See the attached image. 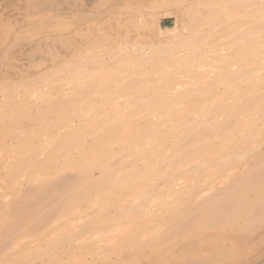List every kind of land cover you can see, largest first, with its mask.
Listing matches in <instances>:
<instances>
[{"label": "rangeland", "instance_id": "obj_1", "mask_svg": "<svg viewBox=\"0 0 264 264\" xmlns=\"http://www.w3.org/2000/svg\"><path fill=\"white\" fill-rule=\"evenodd\" d=\"M232 1L0 0V218L4 222L0 242L5 249L0 251V264H188V261L264 264V217L261 226L250 228L248 225V228L242 219L237 221L231 217L217 223L214 221L216 213L211 211L222 200L215 198L217 191L241 177L264 174V158L258 165L255 161L258 153H264V115L261 114L264 57L260 58L264 56V0ZM139 6L145 8L141 22H124L109 28L113 21L137 13ZM212 26H216L214 30ZM238 29L249 31L246 37L249 49L243 54L249 57L241 63L236 59L227 70L220 69L218 57L227 52V46L232 43L230 34ZM105 33L111 38L104 37ZM113 39H119L123 47L115 60H104L109 67L95 60L90 64L93 61L88 59L95 57L102 46ZM205 42L211 45L206 46ZM197 43L199 45H195ZM200 44H205L206 48ZM193 47L201 51H194ZM248 50L253 51V55ZM81 55L85 59L90 57L83 60ZM252 66L260 69H254L255 72ZM118 68L124 73L120 69L117 72ZM241 72L244 74L240 76ZM204 73L211 78L219 75L214 76L215 79L202 78ZM224 76L229 78L224 79ZM206 84L215 86L208 89ZM175 94L179 95L175 97ZM170 95L175 98L171 106ZM135 98L141 101L137 103ZM250 100L253 102L249 110L238 114L226 130L215 132L210 129L214 125H207L212 118L217 124H223L228 112ZM221 106L223 110L217 111ZM40 114L45 116L40 117ZM150 125L156 128V136L147 131ZM249 132L252 135L246 138ZM112 136H115L113 140ZM188 140L192 141L186 143ZM240 140L246 141L239 150L247 156L230 169L229 163L236 161L229 159L235 152L231 149L232 142ZM71 141L76 142L67 149ZM259 142L262 145L258 146ZM219 143L224 144L220 146L222 150L216 149ZM198 149L212 159L199 173V185L192 172L200 163L199 155L183 162L187 151ZM184 170L187 173L180 176L179 185L169 188L175 175L169 176V183H165L164 177ZM149 173L151 175L146 176ZM106 174L113 176L110 184L80 198L94 179ZM206 174L212 176L213 181L205 184ZM65 178H72L76 183L68 193L74 196L71 212L59 216V212L54 211L50 218L42 216L45 210L39 211L36 197L39 187ZM140 179L144 181L139 182ZM256 191L249 192L250 204L257 201ZM19 218L29 225L28 230L20 231L23 236L12 232ZM187 220L193 223L189 227L185 226ZM43 222L48 224L45 226ZM39 225L38 236L33 235ZM181 226L185 227L180 230ZM246 234L252 237L247 238ZM250 239L254 241L250 243Z\"/></svg>", "mask_w": 264, "mask_h": 264}, {"label": "bare ground", "instance_id": "obj_2", "mask_svg": "<svg viewBox=\"0 0 264 264\" xmlns=\"http://www.w3.org/2000/svg\"><path fill=\"white\" fill-rule=\"evenodd\" d=\"M232 1V0H231ZM234 1H237V0H234ZM239 2H241V1H243V0H238ZM237 1V2H238ZM246 0H244L243 2H245ZM248 1H250V0H248ZM253 0H251V2H252ZM256 1H258V0H256ZM261 1V0H260ZM233 2V1H232ZM231 2V3H232ZM242 2V3H243ZM264 2V1H263ZM139 3H140V1H139ZM202 3V2H201ZM227 3V2H226ZM229 3V2H228ZM259 3V2H258ZM234 4H235V2H234ZM239 4V3H238ZM244 4V3H243ZM242 4V5H243ZM141 5V4H140ZM258 5H260V4H258ZM262 5V4H261ZM205 6V5H204ZM207 6V5H206ZM252 6H254V5H252ZM257 6V5H256ZM255 6V7H256ZM140 7V6H139ZM138 7V9H137V13H132L131 14V16H129L128 18H126V19H122V20H115V21H113L112 23H111V26H109V28H112V27H116V26H119L120 25V23H137V22H141V20H140V16L142 17V12L145 10V8L144 7H140L139 8ZM196 7V6H195ZM257 7H259V6H257ZM261 7V6H260ZM250 8H254V7H251L250 6ZM250 8L248 9V7H247V9L248 10H250ZM206 9V8H205ZM246 9V10H247ZM244 10H245V8H244ZM247 10V11H248ZM254 10V9H253ZM263 10V9H262ZM243 12V11H242ZM246 12V11H245ZM244 12V13H245ZM113 13V12H112ZM142 13V14H141ZM116 14V13H115ZM117 14H118V12H117ZM238 14V18L240 19V17H239V14L240 13H237ZM257 14V13H256ZM241 15H243V13L241 14ZM240 15V16H241ZM254 15V14H253ZM236 16V15H235ZM252 16V15H251ZM114 17V16H113ZM237 17V16H236ZM236 17H233V19L234 20H238V18L237 19H235ZM246 17V16H245ZM250 17V16H249ZM259 18V17H258ZM233 19H232V21H233ZM257 19V18H256ZM110 20H112V19H110ZM230 20V19H229ZM228 20V21H229ZM262 20V19H261ZM260 21V20H259ZM259 21H258V23H259ZM229 22H231V20L229 21ZM256 22V21H255ZM220 23H222V21L220 22ZM263 23V22H262ZM262 23H260L259 25H261ZM224 24V23H223ZM220 26H221V24H219ZM225 25V24H224ZM216 26H218V25H216ZM215 26V27H216ZM200 27V26H199ZM203 27V26H202ZM213 27V26H212ZM212 27H211V29H212ZM215 27H213V29L212 30H214L215 29ZM219 27V26H218ZM264 27V26H263ZM210 29V30H211ZM230 29V28H229ZM246 29V28H245ZM245 29H238L237 31L236 30H232L233 32L230 34V31L229 32H227L228 34H230V36H232V43L229 45V46H227L229 49L227 50V52L226 51H224V52H226V53H224V54H222L219 50L220 49H218V51L219 52H217V51H215V52H217V54L218 53H221L220 55H219V57H218V61L219 62H221V64H220V66H221V68L220 69H226V68H228V66L229 65H233L234 64V62H235V60L237 59V60H239V62L241 63V61H244V59L247 57V55L245 56H243V54H245V51L247 50V49H249V46H248V44L246 43V37H247V34L249 33V31H247L248 33H246V30ZM253 29V28H252ZM245 30V31H244ZM248 30H250L251 31V28L250 29H248ZM193 31V30H192ZM194 32V31H193ZM209 32V31H208ZM252 32H253V30H252ZM255 32V31H254ZM259 32V31H258ZM262 32L263 31H260V35H262ZM256 33V32H255ZM197 34V33H196ZM201 34V33H200ZM199 34V35H200ZM205 34V33H204ZM209 34V33H208ZM258 34V33H257ZM194 36H195V34H193ZM227 35V34H226ZM106 36V38H111V37H108L107 35H106V33H105V35H104V37ZM190 36H191V34H190ZM197 36V35H196ZM263 36V35H262ZM114 37V36H113ZM255 37V36H254ZM191 38H194L193 36L191 37ZM206 38V37H205ZM249 38H252V37H249ZM263 38V37H262ZM189 39V38H188ZM227 39V38H226ZM107 40V39H106ZM190 40V39H189ZM193 40V39H192ZM221 40V39H220ZM257 40V39H256ZM264 40V39H263ZM219 41V40H218ZM225 40H223V42H224ZM227 41V40H226ZM186 42H187V40H186ZM203 42V41H202ZM191 43V42H190ZM199 43H201V42H199ZM215 43V42H214ZM213 43V44H214ZM184 44H186V45H189L188 43H184ZM205 44H206V46L207 45H211V43H206L205 42ZM205 44L204 45H202V44H200V46L202 45V46H205ZM261 44H263V43H261ZM137 45V44H136ZM185 45V46H186ZM190 45H192V44H190ZM189 45V46H190ZM194 45V44H193ZM195 45H199L198 43L197 44H195ZM137 46H139V45H137ZM184 46V47H185ZM201 46V47H202ZM206 46H205V48H206ZM215 46H216V44H215ZM214 46V47H215ZM262 46V45H261ZM123 47V43H121L120 42V40L119 39H113V41L111 42V43H108V44H104V46H102V49L99 51V53L97 54V55H95V57L94 56H91L93 59H91V57H90V59H88V60H90V61H93V62H89L90 64L91 63H94V60H95V62L96 61H100V65H107V62H105L106 61V59H108V60H110V62L114 59L115 60V58H117L118 57V53H119V50H121V48ZM136 47V46H135ZM209 47H211V46H209ZM218 47H220V46H217V48ZM186 48H187V46H186ZM193 48H195V47H193ZM204 48V47H203ZM258 48V47H257ZM260 48V47H259ZM262 48V47H261ZM261 48H260V50H261ZM264 48V47H263ZM188 50H189V48H187ZM209 49H211V48H209ZM253 49V48H252ZM251 49V50H252ZM197 50H199V52L201 51L199 48H195V50L194 51H197ZM206 50V49H205ZM205 50H202V51H205ZM208 50V49H207ZM206 50V51H207ZM213 50V49H212ZM217 50V49H216ZM256 50V49H255ZM255 50H254V52H255ZM193 51V52H194ZM222 51V50H221ZM250 50H248V52H249ZM258 51V49L256 50V52ZM96 52V51H95ZM192 52V55L194 54ZM251 52V54L253 55V51H250ZM195 53H198V52H195ZM204 53H206V52H204ZM209 54H211V53H209ZM256 54V53H255ZM254 54V55H255ZM94 55V54H93ZM120 55V54H119ZM249 55V54H248ZM251 55V56H252ZM81 56H83L82 57V59L85 57L84 55H81ZM259 56H260V53H259ZM77 57V56H76ZM79 57V56H78ZM204 56H202V58H203ZM249 57V56H248ZM247 57V58H248ZM261 57H264V56H260V58ZM80 58V57H79ZM87 59H83V60H87ZM179 59V58H178ZM180 59H182V58H180ZM183 59H185V57L183 58ZM251 59H253V58H251ZM258 59V58H257ZM83 60H81V61H83ZM105 60V61H104ZM179 61H181V60H179ZM253 61H254V59H253ZM75 62H77V61H75ZM104 62L106 63V64H104ZM213 62V61H212ZM238 62V63H239ZM85 63V62H84ZM84 63H83V65H84ZM88 63V64H89ZM67 64V63H66ZM81 64H82V62H81ZM86 64V63H85ZM89 64V65H90ZM237 64V63H236ZM235 64V65H236ZM262 64H263V62H262ZM96 65H97V63H96ZM119 65H121V64H119ZM68 66V65H67ZM71 66V65H70ZM74 66V65H73ZM79 66V65H78ZM77 65H75V67L77 68L78 67ZM82 66V65H81ZM86 66H88L87 64H86ZM86 66H83V67H85L86 68ZM108 66V65H107ZM219 66V67H220ZM259 66H261V65H259ZM69 67V66H68ZM97 68H99V67H101V66H96ZM103 67V66H102ZM105 67V69L107 70V69H109V68H106V66H104ZM109 67V66H108ZM251 67V66H250ZM84 68V69H85ZM122 68H125V67H122ZM122 68L120 69V68H118V71L117 72H119V69L121 70L120 72H123L124 73V71H122ZM245 68V67H244ZM252 68H253V66H252ZM259 70L258 69V67L257 68H253V71H255V70ZM262 69V68H261ZM124 70V69H123ZM227 70V69H226ZM230 70V69H229ZM215 71H217V70H215ZM233 71V70H232ZM236 71V70H235ZM243 71V70H242ZM252 71V70H251ZM252 71V72H253ZM103 72H105V71H103ZM109 72V71H108ZM224 72V71H223ZM228 72V71H227ZM234 72V71H233ZM256 72V71H255ZM95 73V72H94ZM93 73V74H94ZM217 73H218V71H217ZM217 73H216V75H217ZM219 73H222V72H220L219 71ZM235 73V72H234ZM244 73H245V70H244ZM244 73H242L241 72V74H240V76L242 75V74H244ZM114 74V73H113ZM113 74H111L112 76H113ZM115 74H116V72H115ZM222 74H224V73H222ZM247 74H248V72H247ZM102 75V74H101ZM219 75V74H218ZM218 75H217V77H218ZM233 75V74H232ZM232 75H230V77H232ZM244 75H246V73L244 74ZM134 76V75H133ZM214 76H215V74H214ZM214 76H212V78H211V75H208V73H204V74H202L201 75V77L202 78H208V77H210L211 79H215V77ZM222 76V75H221ZM221 76H219V77H221ZM98 77V76H97ZM216 77V78H217ZM130 78V77H129ZM224 79L225 78H227V77H223ZM229 78V77H228ZM227 78V79H228ZM237 78V77H236ZM238 78H239V76H238ZM45 79H46V77H45ZM44 79V80H45ZM110 79V78H109ZM210 79V80H211ZM220 79V78H219ZM224 79H221V81H223ZM226 79V80H227ZM210 80H209V82H210ZM236 80V79H235ZM234 80V81H235ZM247 80H248V78H247ZM247 80H245V81H247ZM106 81V80H105ZM128 81V80H127ZM212 81V80H211ZM214 81V80H213ZM212 81V82H213ZM218 81V80H217ZM225 81V80H224ZM237 81H239L238 79H237ZM262 81V79L260 80V82ZM135 83H137L136 81H134ZM215 82H216V80H215ZM214 82V83H215ZM231 82V81H230ZM233 82V81H232ZM252 82V81H251ZM259 82V81H258ZM258 82H256V83H258ZM129 83V82H128ZM211 83V82H210ZM225 83H226V81H225ZM213 84V83H212ZM234 84V83H233ZM105 85V84H104ZM116 85H117V82H116ZM130 85V84H129ZM252 85H253V83H252ZM107 86V85H106ZM134 86V85H133ZM160 86V85H159ZM206 86H207V84H206ZM209 86H211V84L209 85ZM209 86H207L208 87V89L210 88ZM213 86H215V85H212L211 86V88H214ZM232 86V85H231ZM230 86V87H231ZM239 86V85H238ZM240 86H241V84H240ZM239 86V87H240ZM237 87V86H236ZM235 87V89H237ZM132 88V87H131ZM153 88V87H152ZM205 88V87H204ZM115 89V88H114ZM133 89V88H132ZM234 89V90H235ZM107 90V89H106ZM130 90V89H129ZM151 90V89H150ZM197 90V89H196ZM196 90H194V93H195V91ZM203 90V89H202ZM215 90V89H214ZM225 90V89H224ZM10 92H11V90H9ZM135 91H136V89H135ZM163 91V90H162ZM198 91V90H197ZM197 91H196V93H197ZM208 91V90H207ZM231 91V90H230ZM232 91H233V89H232ZM236 91V90H235ZM234 91V92H235ZM150 92V91H149ZM191 92H193V91H191ZM210 92V91H209ZM222 92V91H221ZM229 92V91H228ZM196 93H195V95H196ZM248 93V92H247ZM12 94V93H11ZM89 94V93H88ZM148 94V93H147ZM164 94V93H163ZM172 94V93H171ZM184 94V93H183ZM189 94V93H188ZM192 94V93H191ZM105 95V94H104ZM107 95H109V94H107ZM114 95V94H113ZM112 95V96H113ZM168 95V94H167ZM172 95H174V94H172ZM176 95H179V94H175V97H177ZM181 95V94H180ZM34 97H35V95H33ZM44 96V95H43ZM111 96V95H110ZM141 96V95H140ZM165 96V95H164ZM184 96V95H183ZM183 96H182V98H183ZM199 96V95H198ZM203 96H205V95H203ZM211 96V95H210ZM209 96V97H210ZM185 97V96H184ZM201 97V96H200ZM12 98V97H11ZM109 98V97H108ZM191 98V97H190ZM196 98V97H195ZM198 98V97H197ZM135 99H137L136 101H137V103H138V101H141V100H139L138 98H135ZM164 99V98H163ZM171 99V100H170ZM175 99V98H174ZM173 99V97L171 98V95H170V98H169V101H171V102H169L170 103V105H169V103H167L169 106H171L172 105V100H174ZM186 99V98H185ZM198 99H201V98H198ZM134 100V99H133ZM143 100H145V101H148V102H150L149 100H147V99H144V97H143ZM142 100V101H143ZM157 100V99H156ZM156 100H155V102H156ZM162 100V99H161ZM179 100V99H178ZM182 100V99H181ZM180 100V101H181ZM188 100V99H187ZM229 100V99H228ZM46 101H49V99L48 100H46ZM130 101V100H129ZM164 101H165V99H164ZM168 101V100H167ZM179 101V102H180ZM200 101H202V100H200ZM225 101V100H224ZM113 102V101H112ZM125 102H127V101H124V103ZM189 102V101H188ZM198 102V101H197ZM236 102H238V101H236ZM246 101H243L242 103H240V104H238L237 105V107L236 108H234L232 111H230V112H228L227 113V120L223 123V124H217V121H216V119H214V120H212V119H210L209 120V122H208V124L207 125H214V126H212V128H210L211 130H213V131H215V132H217V130L219 131V130H226L228 127H230L231 125H232V123L234 122V120L237 118L236 116H238V114H241V113H243L244 112V110H249V106L251 105V103L253 102L252 100H250V101H247L246 103H245ZM56 103V102H55ZM114 103H116L115 101H114ZM153 103V102H152ZM160 103V102H159ZM173 103H175V101L173 102ZM181 103V102H180ZM161 105L162 104H164V103H160ZM176 104H178V102L176 103ZM248 104V105H247ZM144 105V104H143ZM150 106V105H149ZM194 106V105H193ZM132 107V106H131ZM137 107V106H136ZM135 107V108H136ZM140 107V106H139ZM263 108H264V105L262 106ZM133 108V107H132ZM164 108V107H163ZM194 108H196V107H194ZM91 109V108H90ZM119 109V108H118ZM127 109V108H126ZM152 109V108H151ZM188 109H190V108H188ZM193 109V108H192ZM261 109V108H260ZM260 109H259V112H260ZM217 111H222L223 110V108H222V106L221 107H218L217 109H216ZM136 111V109L134 110V112ZM183 111V110H182ZM185 111V110H184ZM187 111V110H186ZM209 111V110H208ZM42 112V111H41ZM114 112H116V111H114ZM256 112V111H255ZM261 114L262 115H264V109L263 110H261ZM40 113V112H39ZM110 113V112H109ZM142 113V112H141ZM190 113V112H189ZM188 113V114H189ZM254 113V112H253ZM108 114V113H107ZM148 114V113H147ZM178 114V113H177ZM185 114V113H184ZM223 114V113H222ZM110 115H111V113H110ZM156 115V114H155ZM158 115V114H157ZM182 115V114H181ZM186 115V114H185ZM42 116H45V114H40V117H42ZM128 116V115H127ZM154 116V115H153ZM221 116V115H220ZM87 117V116H86ZM91 117H93V116H91ZM116 117V116H115ZM114 117V118H115ZM145 117H147V116H145ZM181 117V116H180ZM179 117V118H180ZM184 117H186V116H184ZM83 118V117H82ZM94 118V117H93ZM106 118V117H105ZM104 118V119H105ZM113 118V117H112ZM117 118H118V116H117ZM125 118H126V116H125ZM132 118V117H131ZM187 118V117H186ZM249 118V117H248ZM255 118H256V116H255ZM261 118V117H260ZM263 118V117H262ZM90 119H92V118H90ZM89 119V120H90ZM121 119V118H120ZM130 119V117H128V119H127V121ZM96 120V119H95ZM107 120H111V118L110 119H107ZM260 120V119H259ZM258 120V121H259ZM92 121H93V119H92ZM114 121H116V120H114ZM113 121V122H114ZM123 120L121 119V122H122ZM255 121V120H254ZM257 121V120H256ZM96 122V121H95ZM126 122V121H125ZM170 122V121H169ZM213 122H215V123H213ZM245 122V121H244ZM251 122H253V121H251ZM71 123V122H70ZM100 123V122H99ZM103 123V122H102ZM258 123V122H257ZM46 124H48V123H46ZM187 124V123H186ZM254 124V123H253ZM168 125V124H167ZM247 125H249V124H247ZM255 125V124H254ZM44 126H45V123H44ZM177 126V125H176ZM202 126V125H201ZM246 126V125H245ZM244 126V127H245ZM263 126H264V124H263ZM135 127V126H134ZM241 127V126H240ZM254 127H256V125L254 126ZM254 127L252 128V129H254ZM44 128V127H43ZM198 128H200L199 126H198ZM65 129V128H64ZM68 129V128H67ZM124 129V128H123ZM238 129V128H237ZM242 129V128H241ZM263 129V128H262ZM78 130H79V128H78ZM195 130V129H194ZM147 131L150 133V135L151 136H156L157 134H158V132H156V128L153 126V125H150L148 128H147ZM193 131V130H192ZM200 131V130H199ZM240 131V130H239ZM261 131H263V130H261ZM73 132V131H72ZM79 132V131H78ZM235 132H236V130H235ZM241 132V131H240ZM132 133V132H131ZM168 133V132H167ZM190 133V132H189ZM250 133H252V132H249V136H247L246 138H248V137H250L251 135H250ZM79 134H81V133H79ZM128 134V133H127ZM126 134V135H127ZM184 134H186V133H184ZM232 134V137H234V135H233V133H231ZM237 134H239V132L237 133ZM119 135V134H118ZM248 135V134H247ZM81 136V135H80ZM92 136V135H91ZM127 136H129V135H127ZM131 136V135H130ZM129 136V137H130ZM192 137H193V135H191ZM190 136V137H191ZM203 136V135H202ZM236 136V135H235ZM79 137V136H78ZM114 137L115 136H112V140L114 139ZM117 137V136H116ZM172 137V136H171ZM174 137H176V136H174ZM178 137V136H177ZM253 137V136H252ZM264 137V136H263ZM262 137V138H263ZM120 138V137H119ZM168 138V137H167ZM202 138V137H201ZM204 138V137H203ZM245 138V139H246ZM49 139V138H48ZM166 139V138H165ZM250 139V138H249ZM109 140V139H108ZM161 140H164V137H163V139H161ZM160 140V141H161ZM224 140V139H223ZM46 141V140H45ZM44 141V142H45ZM84 141V140H83ZM190 141H192V140H188L186 143H188V142H190ZM222 141V140H221ZM250 141H252V140H250ZM249 141V142H250ZM257 141V140H256ZM256 141L254 140V142L256 143ZM260 141V140H259ZM75 142L76 141H71V142H68L69 143V146H67V149H70L72 146H74V144H75ZM112 142V141H111ZM110 142V143H111ZM148 142V141H147ZM159 142V141H158ZM158 142H157V144H158ZM223 142V141H222ZM225 142H227V141H225ZM108 143V142H107ZM160 143V142H159ZM186 143H184V144H186ZM43 144V143H42ZM112 144V143H111ZM222 144L223 143H221V145H220V143L217 145L218 147L216 148V149H219V147L220 146H222ZM232 148L231 149H233L235 152L234 153H232V155L229 157V156H227V157H229V159L230 158H234V159H236V161H234L233 163H229L230 165H229V167L228 168H232L233 166H234V164H236V162L237 161H239V160H241L244 156H247L245 153L246 152H240V150L243 148V146L246 144V141H242V140H240V141H237V142H232ZM76 145H78V144H76ZM131 145V144H130ZM195 145V144H194ZM254 145V144H253ZM259 145H262L261 144V142H259L258 143V146ZM71 146V147H70ZM107 146V145H106ZM105 146V147H106ZM109 146V145H108ZM111 146V145H110ZM113 146V145H112ZM111 146V147H112ZM123 146V145H122ZM133 146V145H132ZM141 146V145H140ZM153 146V145H152ZM151 146V147H152ZM192 146V145H191ZM223 146H224V144H223ZM252 146V145H251ZM41 147V146H40ZM39 147V148H40ZM69 147V148H68ZM103 147V146H102ZM134 147V146H133ZM133 147H132V149H133ZM145 146H143L142 148H144ZM149 147V146H148ZM155 147H156V145H155ZM47 148V147H46ZM74 148V147H73ZM109 148V147H108ZM136 148H138V147H136ZM150 148V147H149ZM80 149V148H79ZM86 149V148H85ZM89 149V148H88ZM96 148H94V150H95ZM105 149V148H104ZM106 149H107V147H106ZM109 149H111V148H109ZM113 149V148H112ZM125 149V148H124ZM123 149V150H124ZM220 149H221V147H220ZM219 149V150H220ZM223 149V148H222ZM221 149V150H222ZM240 149V150H239ZM81 150V149H80ZM79 150V151H80ZM99 150V149H98ZM127 150H128V148H127ZM148 150V149H147ZM211 150V149H210ZM215 150V149H214ZM258 150V149H257ZM65 151V150H64ZM88 151V150H87ZM97 151V150H96ZM100 151H101V149H100ZM110 151V150H109ZM140 151V150H139ZM142 151V150H141ZM144 151H146V150H144ZM213 151V150H212ZM228 151H230V150H228ZM73 152H75V151H73ZM78 152V151H77ZM83 152V151H82ZM81 152V153H82ZM89 152H90V150H89ZM99 152V151H98ZM112 152V151H111ZM63 153V152H62ZM211 153V152H210ZM226 153V152H225ZM247 153H249V152H247ZM71 154H72V152H71ZM208 153H202V150H200V149H198V150H189V151H187V153L184 155L185 157L183 158L185 161H183V162H186L187 160H190L192 157H196V156H198L199 155V159H200V163L199 164H196V166L194 167V169L192 170V168H190L191 170H192V172L193 173H195L194 175H195V178H196V181H197V183H198V185L200 184V178H201V174L199 175V173L201 172V170H202V168H205V166L206 165H208L211 161H212V159L211 158H208V155H207ZM218 154H219V151H218ZM97 155H98V153H97ZM230 155V154H229ZM41 156V155H40ZM83 156V155H82ZM212 157V156H211ZM215 157V156H214ZM53 158V157H52ZM62 158H63V156H62ZM69 158V157H68ZM94 158V157H93ZM92 158V159H93ZM96 158V157H95ZM162 158V157H161ZM160 158V159H161ZM225 158H226V156H225ZM262 158H264V153H258L257 154V156L255 157V161H257V165L259 164V162H260V160H262ZM91 159V160H92ZM134 159V158H133ZM221 159V158H220ZM226 159H228V158H226ZM226 159L224 160L223 158L221 159V160H224V161H226ZM157 160V159H156ZM221 160H219V162L221 161ZM58 161V160H57ZM153 161V160H152ZM197 161V160H196ZM199 161V160H198ZM161 162V161H160ZM215 162V161H214ZM218 162V163H219ZM65 163V162H64ZM129 163V162H128ZM127 163V164H128ZM158 163V162H157ZM196 163V162H195ZM198 163V162H197ZM216 163V162H215ZM221 163V162H220ZM225 163V162H224ZM122 164V163H121ZM211 164V163H210ZM223 164V163H222ZM228 164V163H227ZM255 164V163H254ZM57 165V164H56ZM129 165V164H128ZM154 165V164H153ZM195 165V164H194ZM256 165V166H257ZM97 166H99V165H97ZM103 166V165H102ZM142 166V165H141ZM149 166V165H148ZM152 166V165H151ZM220 166H222V165H220ZM82 167H84V166H82ZM94 167V166H93ZM138 168H139V166H137ZM156 167V166H155ZM187 167V166H186ZM55 168V167H54ZM68 168V167H67ZM124 168V167H123ZM148 168V167H147ZM164 168H166V167H164ZM222 168H224V167H222ZM251 168H253L252 166H251ZM251 168H249V169H251ZM99 169H101V168H99ZM106 169V168H105ZM140 169V168H139ZM150 169V168H149ZM221 169V168H220ZM248 169V170H249ZM26 170V169H25ZM69 170V169H68ZM75 170V169H74ZM74 170H72V171H74ZM188 170V169H187ZM187 170H184V171H179V172H173V173H168L165 177H164V180H167L165 183H169L168 181H169V176H171V175H175V178H173L174 179V181H172V183H169L168 184V187L169 188H171V187H174V186H177V185H179V183L177 182L178 181V179H180V176L181 175H183ZM53 171V170H52ZM69 171H71V170H69ZM160 171V170H159ZM226 171V170H225ZM48 172V171H47ZM57 172V171H56ZM117 172V171H116ZM116 172H114V173H116ZM172 172V171H171ZM189 172H191V171H189ZM204 172V171H203ZM45 173V172H44ZM58 173V172H57ZM146 173V172H145ZM187 173V172H186ZM218 173V172H217ZM260 173V172H259ZM151 174H152V171H151ZM150 173L149 174H147L146 176H148V175H151ZM38 175V174H37ZM100 175V174H99ZM153 175V174H152ZM23 176H24V174H23ZM33 176H36V175H33ZM39 176V175H38ZM115 176V175H114ZM145 176V175H144ZM145 176V177H146ZM153 177V176H152ZM247 176H244V177H241V178H239V181H236V182H233L230 186H226V187H224V188H222V189H220L219 191H217L214 195H216L215 196V198H220V199H222L219 203H217L216 204V206L214 207V208H212V213H216V215H215V218H214V221L215 222H217V223H223V221H225V219L226 218H228V217H231L232 219H234V220H239V219H242L243 220V222L248 226H250V228L251 227H255V226H258V225H260L261 223H262V218L264 217V174H262V175H256V176H248L247 178H246ZM32 178V177H31ZM113 176L111 175V174H106L105 176H102V177H100V178H96V179H94V181L92 182V185L87 189V191L86 192H84V194H82L81 196H80V198H84L86 195H88V192H90V191H94V190H101V189H103L104 187L103 186H105L106 184H110L112 181H113ZM129 178V177H128ZM136 178V177H135ZM161 178V177H160ZM194 178V177H193ZM192 178V179H193ZM238 178V177H237ZM244 178H246V179H244ZM34 179V178H33ZM143 179H145V178H143ZM192 179H191V182H192ZM207 179V180H206ZM31 180V179H30ZM29 180V181H30ZM126 180H127V178H126ZM146 180V179H145ZM189 180V179H188ZM205 180L206 181H204V183L206 184V183H208L209 181H213V178H212V176L211 177H209V176H207V174L205 175ZM136 181V180H135ZM140 181H144V180H139V182ZM180 181V180H179ZM190 181V180H189ZM124 182V181H123ZM123 182H121V183H123ZM161 182V181H160ZM144 183H147V182H144ZM193 183V182H192ZM203 183V184H204ZM212 183V182H211ZM76 183H75V181L72 179V178H65V179H63V181H61V182H54V183H52L50 186H47V187H39V189H40V191L36 194L37 196V202H38V209H39V211H41L42 210V212L45 210V212L42 214V216H44V217H46L47 218V216H48V218H50V216L53 214V212L55 213V214H57L58 212H59V216H64V215H67L68 213H70L71 211V209L73 208V203H74V196H70L68 193L70 192V190L73 188V187H75L74 185H75ZM128 184V183H127ZM148 184V183H147ZM152 184V183H151ZM139 185V184H138ZM148 185H150V184H148ZM124 186V185H123ZM127 186V185H126ZM193 185H191L190 187H192ZM16 187V186H15ZM114 187H115V185H114ZM122 187V186H121ZM121 187L119 188V189H121ZM138 187H140V186H138ZM146 187H148V186H146ZM193 187H195V186H193ZM200 187H201V185H200ZM199 187V188H200ZM19 188V187H18ZM117 188V187H116ZM127 188V187H126ZM154 187L152 186V188L151 189H153ZM196 188V187H195ZM199 188H197V189H199ZM150 189V188H149ZM151 189H150V191H151ZM191 189H194V188H191ZM126 190H128V189H126ZM255 190H258V191H256V195H257V201L255 202V203H252V204H250L249 203V200H248V197H249V192L250 191H255ZM78 191V190H77ZM123 191V190H122ZM125 191V190H124ZM137 191V190H136ZM205 191V190H204ZM191 192H192V190H191ZM109 193V192H108ZM189 194H190V192H188ZM100 194V193H99ZM145 194V193H144ZM188 194V195H189ZM200 194V193H199ZM195 195V194H194ZM101 196V195H100ZM143 196V195H142ZM183 196H185L184 194H183ZM252 196H253V194H252ZM106 197V196H105ZM193 197V196H192ZM96 198V197H95ZM184 198V197H183ZM182 198V200H184ZM105 199V198H104ZM209 200H211V198L209 199ZM179 201H181V200H179ZM94 202V201H93ZM170 203V202H169ZM207 203V202H206ZM177 204V203H176ZM174 204H172V206H173ZM182 205V204H181ZM165 206V205H164ZM167 206V205H166ZM172 206H171V208H172ZM180 206V205H179ZM93 207H94V205H93ZM112 207V206H111ZM181 207V206H180ZM97 208V207H96ZM138 208V207H137ZM175 208H178V206L177 207H175ZM56 209V210H55ZM127 209V208H126ZM129 209V208H128ZM181 209V208H180ZM183 209V208H182ZM158 210V209H157ZM203 210V209H202ZM39 211H38V213H39ZM181 211V210H180ZM201 211V210H200ZM210 211V212H211ZM120 212V211H119ZM137 212V211H136ZM153 212V211H152ZM37 214V213H36ZM169 214V213H168ZM35 215V214H34ZM208 215V214H207ZM37 216V215H36ZM138 216V215H137ZM162 216V215H161ZM160 216V217H161ZM158 217H159V215H158ZM159 217V218H160ZM184 217V216H183ZM185 217H187V216H185ZM6 218H7V216H6ZM9 218V217H8ZM151 218V217H150ZM154 218V217H153ZM155 218H157V217H155ZM155 218H154V220H155ZM196 218V217H195ZM132 219V218H131ZM184 219V218H183ZM182 219V220H183ZM189 219V218H188ZM212 219V218H211ZM231 219V220H232ZM136 220V219H135ZM118 221V220H117ZM140 221V220H139ZM143 221V220H142ZM188 222H187V224L185 225L186 227H189L191 224H193V223H191L189 220H187ZM61 222V221H60ZM155 222V221H154ZM210 222H212V221H210ZM236 222V221H235ZM234 222V223H235ZM240 222V221H239ZM42 223V222H41ZM149 223V222H148ZM150 223H153V222H150ZM241 223V222H240ZM29 224V223H28ZM43 224L45 225H47L48 223L47 222H43ZM43 224H41V225H43ZM154 224V223H153ZM263 224V223H262ZM3 225H4V222H3V220H2V218H0V241H1V236H2V233H1V228L3 227ZM41 226V227H43V228H45V226ZM145 225H150V224H145ZM184 225V224H183ZM237 226H238V223L236 224ZM235 225V226H236ZM185 226H181L180 227V230H181V228L183 227H185ZM249 226H248V228H249ZM261 226V225H260ZM13 229H12V232H14V233H17V234H20L21 236H23V234H21L20 233V231L21 230H28V228H29V225L28 226H26L24 223H23V221H22V219L21 218H19L18 219V221H16V223L13 225ZM40 227V225L38 226V227H36L35 229H34V231H33V235H37L38 236V233L36 234V232H37V230L38 229H40L39 228ZM172 227V226H171ZM243 227V226H242ZM241 227V228H242ZM134 228H136L135 227V225H134ZM154 228V227H153ZM174 228V227H173ZM257 228V227H256ZM31 229H32V227H31ZM155 229V228H154ZM172 229V228H171ZM240 229V228H239ZM255 228H253V230H254ZM180 230H178V231H180ZM252 230V229H251ZM4 231V230H3ZM42 231V230H41ZM94 231V230H93ZM135 231H137V230H135ZM141 231V230H140ZM177 231V232H178ZM225 231V230H224ZM262 230H260V232H261ZM153 232H154V230H153ZM174 232H175V230H174ZM214 232V231H213ZM216 232V231H215ZM220 232V231H219ZM222 232V231H221ZM41 233V232H40ZM165 233V232H164ZM163 233V234H164ZM178 233H180V232H178ZM177 233V234H178ZM205 233V232H204ZM208 233V232H207ZM210 233V232H209ZM124 234V233H123ZM162 234V233H161ZM175 234V233H174ZM211 234H212V232H211ZM215 234H217V233H215ZM235 234H237V233H235ZM234 234V235H235ZM258 234H259V232H258ZM152 235V234H151ZM172 235V234H171ZM170 234H169V236H171ZM183 235V234H182ZM182 235L180 236L181 238H182ZM204 235V234H203ZM227 235V234H226ZM238 235V234H237ZM240 235H242V234H240ZM247 235V234H246ZM245 235V236H246ZM177 236V235H176ZM229 236V235H228ZM231 236V235H230ZM244 236V235H243ZM244 236V237H245ZM248 236V235H247ZM246 236V237H247ZM258 236V235H257ZM139 237H140V235H139ZM238 237V236H237ZM241 237V236H240ZM250 236H248L247 238H249ZM252 237V236H251ZM250 237V238H251ZM128 238V237H127ZM169 238V237H168ZM200 238H201V236H200ZM199 238V239H200ZM230 239L232 238V237H229ZM234 238V237H233ZM68 239H69V237H68ZM138 239V238H137ZM163 239V238H162ZM185 239V238H184ZM196 239H198V238H196ZM240 239V238H239ZM238 239V240H239ZM243 239H245V238H243ZM65 241H68V240H66V238L64 239ZM70 240V239H69ZM189 240V239H188ZM227 241L229 240V239H226ZM121 241V240H120ZM164 241V240H163ZM172 241V240H171ZM187 241V240H186ZM192 241V240H191ZM193 241H194V239H193ZM196 241V240H195ZM194 241V242H195ZM223 241V240H222ZM225 241V240H224ZM249 241V240H248ZM252 241H254L253 239L251 240L250 239V243L252 242ZM50 242V241H49ZM119 242V241H118ZM160 242V241H159ZM162 242V241H161ZM178 242H179V240H178ZM190 242V241H189ZM197 242H200V241H197ZM229 242V241H228ZM235 241L233 240V243H234ZM244 242V240H242V243ZM53 243V242H52ZM57 243V242H56ZM135 243V242H134ZM188 243V242H187ZM208 243V242H207ZM206 243V244H207ZM215 243H217V242H215ZM219 243V242H218ZM224 243V242H223ZM225 243H227V242H225ZM237 243V242H236ZM245 243H246V241H245ZM248 243V242H247ZM117 244V243H116ZM127 244H129V243H126V245ZM198 244H200V243H198ZM201 244H204V243H201ZM210 244V243H209ZM208 244V245H209ZM214 244V243H213ZM219 244H222L221 242L219 243ZM235 244V243H234ZM240 244V243H239ZM184 245V244H183ZM218 245V244H217ZM216 245V246H217ZM238 245V244H237ZM236 245V246H237ZM241 245V244H240ZM246 245V244H245ZM254 245V244H253ZM215 246V245H214ZM22 247V246H21ZM241 247V246H240ZM134 248H136V247H134ZM4 249V246L2 245V242H0V251H2ZM237 249V248H236ZM253 249V248H252ZM251 249V250H252ZM5 250V249H4ZM165 250H167V249H165ZM178 250V249H177ZM230 251V250H229ZM254 251V250H253ZM15 252H16V250H15ZM14 252V253H15ZM209 252V251H208ZM35 253V252H34ZM134 253V252H133ZM16 254V253H15ZM135 254V253H134ZM161 254V253H160ZM159 254V255H160ZM192 254V253H191ZM190 254V255H191ZM9 255V254H8ZM34 255V254H33ZM158 255V254H157ZM156 255V256H157ZM42 256V255H41ZM155 256V255H154ZM3 257V256H2ZM75 257V256H74ZM157 257H159V256H157ZM173 257V256H172ZM192 257V256H191ZM254 257V256H253ZM6 258V257H5ZM164 258V257H163ZM162 258V259H163ZM255 258V257H254ZM151 259V258H150ZM160 259V258H159ZM4 260V259H3ZM147 260V259H146ZM149 260V259H148ZM253 260V259H252ZM262 260H264V257L262 258ZM150 261V260H149ZM255 261V260H254ZM260 262V261H259ZM74 263V262H73ZM160 263V262H159ZM188 264H204V263H202V262H200V261H188L187 262ZM261 264H262V262H260ZM259 263V264H260ZM175 264H178V263H176L175 262ZM215 264V263H214Z\"/></svg>", "mask_w": 264, "mask_h": 264}]
</instances>
